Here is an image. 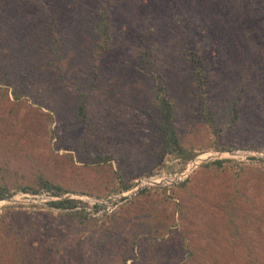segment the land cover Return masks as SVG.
Masks as SVG:
<instances>
[{
  "label": "rangeland",
  "instance_id": "obj_1",
  "mask_svg": "<svg viewBox=\"0 0 264 264\" xmlns=\"http://www.w3.org/2000/svg\"><path fill=\"white\" fill-rule=\"evenodd\" d=\"M51 1L59 11L57 25L37 0H0V165L26 179L45 172L70 190L64 194L111 188L108 197L121 193V179L135 186L163 172L170 178L196 158L201 162L206 153L217 152H199L183 164L160 150L164 120L153 104L158 87L148 64L151 56L165 62V83L184 106L178 125L185 140L197 142L206 131L205 94L221 104V117L227 118L229 103L245 84L240 119L224 140L241 145L230 152L256 154L224 157L241 164L237 177L206 171L203 162L179 182L163 181L154 197L157 205H126L117 212L119 220L96 234L70 228L61 212L49 210L46 195L31 200L24 194L33 193L13 190L15 201L0 202L9 225L0 232V255L12 248L8 235L25 241L11 231L16 222L24 233L38 217L50 216L46 228L40 227L42 234L36 238L31 231L26 242L31 252L37 245L47 253L46 264H55L51 252L58 245L62 252L71 235L87 251L81 264H264V0H115L114 43L105 51L94 31L104 19L105 0ZM193 40L204 52L205 65L182 57L184 44L193 46ZM206 66L214 75L207 71L200 80L198 70ZM82 104L88 124L78 113ZM246 143L260 148L245 149ZM97 154L113 158L91 163ZM190 175L189 191L162 200L163 188L170 194ZM31 254L34 261L23 254V264L45 261Z\"/></svg>",
  "mask_w": 264,
  "mask_h": 264
},
{
  "label": "trees",
  "instance_id": "obj_2",
  "mask_svg": "<svg viewBox=\"0 0 264 264\" xmlns=\"http://www.w3.org/2000/svg\"><path fill=\"white\" fill-rule=\"evenodd\" d=\"M40 4V8L42 12L46 15L48 14L49 18H52V22L54 24H58L57 21L59 20V11L56 9L55 5L52 3V1L48 0H37ZM102 8L100 9L101 17L104 19L100 21L99 25L96 26L94 29L96 34H100L101 38L103 39V45L101 48L105 51L107 47H111L114 43L113 40V22H112V8L115 5V0H105L102 1ZM56 31H53V41L57 42V46L55 47V52L60 53L61 50V41L59 39L58 34L55 35ZM184 42H188L186 39ZM193 46H189V44H184V49L182 50V57L188 59L189 61H193L198 63L199 65H205L204 60V52L201 49V46L199 43H197V40H193ZM154 50V48H152ZM150 51V50H146ZM143 52V51H141ZM104 53V52H101ZM100 53V54H101ZM180 54V55H181ZM155 56H151L148 58V64L151 70V75H154V77L157 80V92L153 99V104L157 107L159 115L163 118V122L159 124L161 135H162V143L163 147L160 148L162 152H168L171 154L176 155L177 157L181 158L182 163L186 164V162L194 159L199 152L206 151L208 149H214L216 151H228V150H234L237 147H241V145L234 144L233 142H226L225 136L229 135L230 128L234 127V125L238 122L240 119V112H241V106L244 104V101L242 99V96L244 95L243 90H245L246 86L244 84L243 89L239 94L238 98L234 99L230 105H228L229 112L228 116L230 117H221V104H217L213 102V100L208 99V95L205 94L203 96V102L201 103L202 107V114L205 122L204 126V133H202L201 137L197 138V142H192L191 140H185L180 132V128L178 125V121L180 119L181 114L184 113V106L176 99L174 95L171 94V88L170 86L165 83L166 76L162 72V67L165 66V62L161 63L162 60H154ZM211 72L212 75H214V71L210 70V67H205L204 69L198 70V75L200 80H205L206 72ZM164 81V82H163ZM215 105H219V107H215ZM79 109V116L81 119L88 124L89 119L88 115L86 113L85 105H80L78 107ZM216 111H215V110ZM243 148H252V147H258L256 145L252 144H244L242 145ZM262 147V146H261ZM113 156L111 155H104V154H97L94 155L92 158L91 163L102 165L106 164L107 162H110ZM192 164V163H190ZM239 163H237L234 159H227V158H219L215 159L213 161L207 162L203 164L201 167L206 171H229L231 174L235 175V177L238 176L239 173ZM242 167V166H241ZM158 181H161L157 178ZM193 182V175H190L184 182H180L179 184H174L171 188L170 194L168 193L167 188H163L162 193V200H167L173 196H180L183 193L189 191V187ZM134 184H132L129 180H123L121 179V186L118 188V192H124L132 188ZM16 189H22L24 192H31L33 194H38L42 192V190L51 191L54 195H61L66 192H69L70 190L60 184L59 182L54 181L52 178L48 177L45 172L38 173L33 178H27L20 175L17 171H14L13 168L7 164L0 165V198H10L13 196L14 191ZM83 194L87 195H95L97 197H105L108 195L109 192L112 191L111 188H108L106 192H95V191H88L85 189L80 190ZM158 187L157 185L153 187H146L142 188L141 191L138 192L137 195H135L132 199L127 200L126 202L118 205L115 210L111 214L102 213L98 216L92 214L89 210H87V207L90 206V203L86 200L80 199V198H62V199H52L47 201V207L50 211L58 210L63 215L64 219L68 222L70 228H76L79 230H90L92 233H98L103 232L105 229V226L108 223H115V221L119 220L121 215L118 216L117 212L118 210L122 211L125 206H133L136 203L143 204L142 206H145L146 203L155 204L154 197L158 194ZM175 198V197H173ZM176 199V198H175ZM126 206V207H127ZM7 208V206H6ZM183 212V209H181ZM105 214V215H104ZM102 216V217H101ZM47 219L45 220L43 217H38L37 222H34L30 228H26L25 234L20 229V223L16 222L14 227H12L11 231H14L17 233V235L20 234V236L25 237V241H20L18 239H15L16 237L11 235L9 236V239L11 240L12 248L8 249V251H4L2 255H0V263L3 260H9L12 264H23V254L28 255V259L31 261H34L31 257L34 255L40 256L41 260H45L47 253L44 252L43 254L40 253V250L38 249L37 245L33 246L34 251H30L28 246L27 239H30V235L33 231L36 234L34 237L38 238L42 231L40 230L41 226L45 227L47 226V221L50 219V216H46ZM7 216L2 213L0 214V232H7L6 228L9 227L7 224ZM108 218L110 222H107L104 220L103 222H100V219ZM45 220V221H44ZM39 221V222H38ZM20 222H22L20 220ZM19 228L17 230L16 228ZM46 228V227H45ZM32 231V232H31ZM21 232V233H20ZM12 233V232H10ZM28 233V234H27ZM11 236V238H10ZM76 238V239H75ZM74 235L70 236L67 240L64 241L65 248H61L58 245L59 249H56L55 253H52V260L55 262V264H81L83 261L79 260L82 255L85 254L82 251H84L83 247H81L79 244L78 237H75ZM3 243L5 242L4 240ZM48 246H51L52 243L49 240L47 242ZM54 250V249H53ZM9 252V253H8ZM39 252V254H38ZM67 256L68 263H65L64 258ZM25 258V257H24ZM45 261H42V264ZM124 264H127V260Z\"/></svg>",
  "mask_w": 264,
  "mask_h": 264
},
{
  "label": "built area",
  "instance_id": "obj_3",
  "mask_svg": "<svg viewBox=\"0 0 264 264\" xmlns=\"http://www.w3.org/2000/svg\"><path fill=\"white\" fill-rule=\"evenodd\" d=\"M249 156V155H248ZM193 165L192 164H188V167L185 169V170H188L190 169V166ZM193 170V169H192ZM191 170V171H192ZM180 173L178 172H174V173H170L169 176H172L174 177V180L171 181L172 182H177V177L179 176ZM166 172H163V174L161 175H153V176H150V177H146L148 179H151V178H156L158 176H166ZM144 178V179H146ZM144 179H141L140 182H138V184H136L134 187H132L131 189L127 190V191H124V192H121L119 194H112L108 197H102V198H99V197H91V196H77L75 195L74 197H71V198H80V199H83V200H86L90 203V206L87 207V210H89L92 214L98 216L102 213H108V214H111L115 208L122 204L124 201H127L129 198H131L133 195L135 194H126V192H132V190H134L140 183H143ZM180 177H179V181H180ZM163 183V182H161ZM161 183L158 182V183H153V184H146L144 185L147 186V185H157V186H161ZM24 195H28L29 198H34V199H37V198H40L42 196H45L46 195V200H52L55 198V195L51 192H47V194H24Z\"/></svg>",
  "mask_w": 264,
  "mask_h": 264
},
{
  "label": "water",
  "instance_id": "obj_4",
  "mask_svg": "<svg viewBox=\"0 0 264 264\" xmlns=\"http://www.w3.org/2000/svg\"><path fill=\"white\" fill-rule=\"evenodd\" d=\"M243 154L242 156H248V155H252V154H256L255 152L253 151H250V150H244V151H241V150H238V151H223V152H208L206 153L207 154V157L202 159L201 162H199V165H201L203 162H208L210 159H219V158H224L225 156H236V154ZM261 154V153H260ZM199 158V157H198ZM198 158H196L194 160V162L196 160H198ZM193 162V164H194ZM198 165V166H199ZM189 170V169H188ZM188 170H185L184 172L180 173L179 176L177 177V182H179V177L182 178V177H186L187 175H189V171ZM144 187L143 183H140L133 192H130V194H136L137 192H139L142 188ZM75 195L77 196H88L87 194H61V195H55V198L54 199H62V198H71V197H74ZM16 199L15 198H0V202H12V201H15ZM31 200H33V198H31Z\"/></svg>",
  "mask_w": 264,
  "mask_h": 264
},
{
  "label": "bare ground",
  "instance_id": "obj_5",
  "mask_svg": "<svg viewBox=\"0 0 264 264\" xmlns=\"http://www.w3.org/2000/svg\"><path fill=\"white\" fill-rule=\"evenodd\" d=\"M198 165H199V161L196 160V161L194 162V164L190 166V169L188 170V171H189L188 173H190L192 169L198 167ZM157 178L160 179L161 181H158ZM172 178H173V175L170 176V178H166L165 176H158V177H156V178H151V179L146 178V179H144V181H143V185H146V184H153V183H158V182L161 183V182H163V181H167V180H169V179H170L171 181H173L174 179H172Z\"/></svg>",
  "mask_w": 264,
  "mask_h": 264
}]
</instances>
